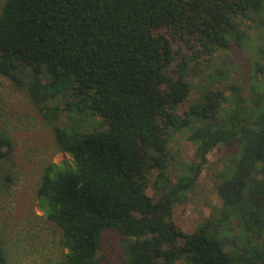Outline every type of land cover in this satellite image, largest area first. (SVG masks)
<instances>
[{
	"label": "trees",
	"instance_id": "obj_1",
	"mask_svg": "<svg viewBox=\"0 0 264 264\" xmlns=\"http://www.w3.org/2000/svg\"><path fill=\"white\" fill-rule=\"evenodd\" d=\"M263 16L264 0L4 1L0 77L25 88L72 156L47 164L37 188L39 208L62 230L58 264H264V66L248 76V99L234 94L229 107L210 89L182 115L193 85L167 70L174 40L240 54L250 45L245 22ZM179 131L195 149L172 181L169 143ZM218 146L220 204L184 232L173 208ZM13 149L0 126V160ZM154 169L158 199L148 192ZM112 236L115 255L104 248ZM0 264H8L1 233Z\"/></svg>",
	"mask_w": 264,
	"mask_h": 264
},
{
	"label": "rangeland",
	"instance_id": "obj_2",
	"mask_svg": "<svg viewBox=\"0 0 264 264\" xmlns=\"http://www.w3.org/2000/svg\"><path fill=\"white\" fill-rule=\"evenodd\" d=\"M4 1L0 0V9ZM260 22H245L250 45L240 54L221 48L208 53L199 44L190 47L181 39L174 40V56L167 67L168 73L178 77L183 71L193 85L186 101L177 106L179 115L189 111L210 89L222 92L224 103L229 107L236 104L234 94L241 99L249 98L248 76L255 72L257 62L264 66V16ZM228 58L232 62H228ZM261 75L263 73L259 78ZM67 101L64 97L60 99L63 106ZM68 115L69 110H66L61 125L70 123ZM89 125L90 122L85 123V126ZM0 126L14 144L11 158L0 160V233L8 253V264H58L66 252L62 230L39 208L37 188L47 164L71 162L72 156L58 149L52 125L41 115L25 88L5 76L0 77ZM194 149L182 132L173 135L169 143L172 181H176L180 166L176 164L190 160ZM223 157L222 147H215L209 153V161L194 189L183 203L175 204L171 220L182 231H194L209 216L211 205L220 204L214 185L216 173L223 169ZM157 173L154 169L148 187L149 194L155 199L161 196V191L153 184ZM109 234L106 231L104 238ZM119 241L116 236L106 240L105 253L115 255L113 246L121 251ZM175 264L184 263L178 260Z\"/></svg>",
	"mask_w": 264,
	"mask_h": 264
}]
</instances>
